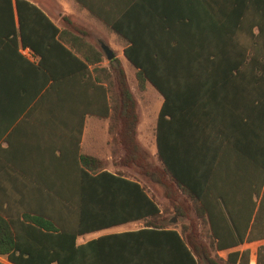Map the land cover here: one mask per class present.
<instances>
[{"label":"crops","instance_id":"1","mask_svg":"<svg viewBox=\"0 0 264 264\" xmlns=\"http://www.w3.org/2000/svg\"><path fill=\"white\" fill-rule=\"evenodd\" d=\"M26 1L44 12L59 30L72 31L67 19L89 32L92 43L107 44L126 74L124 43L109 29L113 26L125 38H139L145 45L144 57L205 60L169 70L175 76L172 116L162 122L161 145L184 177L191 176L196 167L220 174L204 184L225 188V202L238 227L233 233L242 234L249 217L246 236L261 199L264 155V85L257 77L261 72L256 60L262 54L255 46L261 38L255 4L237 0ZM175 42H180L178 50H173ZM20 47L25 46L20 40L15 0H0V211L12 212L14 220L13 211L26 200L22 187L69 186L68 148L76 145L80 154L107 161L106 170L112 173L130 170L116 163L121 153L113 144L117 133L108 130L110 111L104 108L99 92L86 83V76H66L55 88L38 70L39 55L25 47L34 53L26 56ZM240 57L253 58V65L239 72L228 66L227 60ZM107 65L104 60L99 66ZM48 68L54 71L52 62ZM88 68L91 73L92 67ZM148 93L155 97L153 105L148 103L153 112L143 121L139 117L137 139H145L143 147L156 156L154 134L164 98L150 83L143 97ZM71 123L82 124L80 134ZM92 165L95 168L100 162ZM168 224L169 229L179 231L176 218L171 217ZM143 225L139 220L78 235L76 244L86 246L78 264H187L179 257L175 240L156 232L131 234L143 230ZM263 247L264 238L243 239L234 247L216 251L220 259L216 262L229 264L228 255L237 253L235 264H257ZM0 264L12 263L0 256Z\"/></svg>","mask_w":264,"mask_h":264},{"label":"trees","instance_id":"2","mask_svg":"<svg viewBox=\"0 0 264 264\" xmlns=\"http://www.w3.org/2000/svg\"><path fill=\"white\" fill-rule=\"evenodd\" d=\"M237 1L256 6V27L261 38L256 40L255 46L262 54L260 60H256V67L261 72L257 73V77L260 75L259 81L264 85V0ZM15 8L21 44L39 55V72L46 80H52L55 88L66 76L76 77L82 73L86 76V83L99 92L104 108L110 111L108 130L111 134L117 133L113 144L121 153L116 163L141 169L147 183L161 192L165 202L159 205L140 181L120 172L107 171V161L80 154L75 145L67 150L69 186L22 187V197L26 200L13 211L16 219L12 218V212L0 211L1 257L12 264H78L86 248L76 244L78 235L139 220L144 221V229L131 234L156 232L175 240L180 248L179 257L187 264H218L211 253L234 247L243 239L264 238V155L263 192L245 236L249 217L244 222L242 234L233 233L238 227L225 202V188L204 184L220 177V174L211 170L202 172L196 167L191 176L184 177L176 171L170 157L162 149V122L172 116L170 97L175 76L169 70L189 67L205 60L144 57L145 45L139 38H125L118 27H110L121 37L123 56L134 71L132 90L128 76L116 57L108 61L107 67L99 66L104 62L105 55L99 45L89 41L91 35L84 28L66 19L72 31L59 30L44 12L26 0H15ZM175 44L173 50H178L180 42ZM253 61V58L240 57L227 60V64L239 72L240 68L252 66ZM50 62L54 65L53 72L48 68ZM61 66L65 71H61ZM89 66L92 67L91 73ZM146 83H150L164 98L154 134L156 167L142 164L144 153L136 140L138 115L135 94L143 97ZM262 93L264 98V89ZM70 125L78 128L76 131L80 134L81 123ZM111 157L116 159L114 151ZM96 161L100 165L94 168L92 163ZM214 163L215 160L210 165ZM225 215H229L228 220ZM171 217L180 221L178 232L168 228ZM237 256V253L229 254V264H235ZM244 263L247 264V261ZM257 264H264V247L258 251Z\"/></svg>","mask_w":264,"mask_h":264},{"label":"rangeland","instance_id":"3","mask_svg":"<svg viewBox=\"0 0 264 264\" xmlns=\"http://www.w3.org/2000/svg\"><path fill=\"white\" fill-rule=\"evenodd\" d=\"M97 39L98 38H94L95 41H97ZM114 54L116 56L115 52H114ZM126 72H127V76L129 79L130 87L132 90H134V88H133V81H134L133 71L131 70L130 67L129 68L126 67ZM135 98L137 99L136 112L138 115V120L140 117V119L143 121L150 114V112H153L152 109L148 108V103H150V105L151 104L153 105L155 97L153 94L148 93V95L146 97L138 96L137 94H135ZM154 109L156 110L157 106H154ZM136 140H137V143H138L140 149L144 153V155L142 157V158H144V162L142 164L143 165L147 164V165L156 167L157 160H156V156L153 154V150L147 149V147H145V148L143 147L144 145L146 146V140L145 139L142 140V138L137 139V136H136ZM129 169L130 170L125 171V172H121V173L130 177V178H133V179L140 181L145 187H147L149 193L154 197V199L156 200V202L159 205L164 204L165 200L162 198L161 192L158 189H156L155 187H152L150 184L147 183V179L144 178V176L141 174V169L136 168V167L134 169H132V168H129ZM262 192H263V187H262L261 193ZM186 221L189 222V220H186ZM174 223H176V220H174ZM211 255L213 256L214 260H216V261L220 260L219 257L217 256L216 252L211 253ZM220 263H221V261H220Z\"/></svg>","mask_w":264,"mask_h":264},{"label":"water","instance_id":"4","mask_svg":"<svg viewBox=\"0 0 264 264\" xmlns=\"http://www.w3.org/2000/svg\"><path fill=\"white\" fill-rule=\"evenodd\" d=\"M100 48L103 51L107 61H110L114 58V53L103 43H100Z\"/></svg>","mask_w":264,"mask_h":264},{"label":"built area","instance_id":"5","mask_svg":"<svg viewBox=\"0 0 264 264\" xmlns=\"http://www.w3.org/2000/svg\"><path fill=\"white\" fill-rule=\"evenodd\" d=\"M19 51L22 53V54H24V55H26V56H32V55H34V53L32 52V50H30L29 48H25V47H20L19 48Z\"/></svg>","mask_w":264,"mask_h":264}]
</instances>
